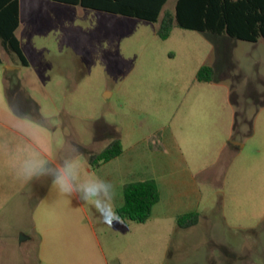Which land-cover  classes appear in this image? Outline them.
<instances>
[{
	"label": "rangeland",
	"instance_id": "374dc122",
	"mask_svg": "<svg viewBox=\"0 0 264 264\" xmlns=\"http://www.w3.org/2000/svg\"><path fill=\"white\" fill-rule=\"evenodd\" d=\"M19 1L16 35L28 64L0 45V264H37L38 235L59 226L43 216L59 212L116 233L115 253L125 251L128 264H264V38L178 25L161 38V18L176 0L156 22ZM206 63L213 78L200 81ZM116 137L125 155L92 168L90 155ZM170 155L195 177L192 203L177 211L199 213L190 227L178 225L180 214L103 223L90 203L61 197L52 183L69 160L79 183L109 181L120 169L133 173L130 181L153 179L158 158ZM29 157L45 171L25 182L17 169ZM115 196L116 208L123 195Z\"/></svg>",
	"mask_w": 264,
	"mask_h": 264
},
{
	"label": "trees",
	"instance_id": "16d2710c",
	"mask_svg": "<svg viewBox=\"0 0 264 264\" xmlns=\"http://www.w3.org/2000/svg\"><path fill=\"white\" fill-rule=\"evenodd\" d=\"M71 5L105 11L148 21H158L167 0H55ZM20 25V1L0 0V43L21 65L27 58L16 35ZM174 25L183 29L228 36L251 42L264 38V0H176L174 13L166 12L161 18L158 34L168 38ZM0 62L2 59L0 57ZM214 67L203 64L197 73L200 81H211ZM124 151L121 138H114L88 160L92 168L116 158ZM160 190L155 179L128 182L123 188L124 202L116 208L117 215L125 222H146L152 209L160 201ZM199 221V213L187 212L177 217L178 225L190 227Z\"/></svg>",
	"mask_w": 264,
	"mask_h": 264
},
{
	"label": "crops",
	"instance_id": "0c3cea01",
	"mask_svg": "<svg viewBox=\"0 0 264 264\" xmlns=\"http://www.w3.org/2000/svg\"><path fill=\"white\" fill-rule=\"evenodd\" d=\"M125 152L126 150L124 148L122 154L116 158L119 159V157L124 156ZM161 152L165 153L164 151ZM133 155H137V152L129 156L127 155V157L130 158ZM180 164L181 163L176 161L172 155L167 156V158H158L153 179L157 182L161 197L160 201L154 205L151 217L155 214L163 217H176L180 214L177 212L180 207L192 203L190 196L191 192H193L192 190H194L192 188L196 184L195 177L190 172L181 171L179 169L181 168ZM101 166L98 168H101ZM130 174L131 172L129 169H120L113 174L109 181L114 186L115 194L120 192L123 195L124 185L131 182L129 180ZM164 191L175 192L176 197L174 199H170L169 197L164 198ZM114 198L119 199V196H115ZM123 202L124 198L119 201L118 206H121ZM74 205H76V207H82V205ZM43 218L44 223H58L59 226H50L49 229L46 228L49 232L52 230V234L47 232V236L38 235L40 247L37 264H128L125 259V251L120 250L115 253L113 236L116 235V233L108 232L109 229L105 230L104 228L99 231L93 224L94 222L90 220V217L82 218L81 216L64 215L59 212L52 216H43ZM77 222L80 225H61L74 224ZM123 222L126 224L129 223ZM102 230L104 235L101 233ZM119 232L120 230L118 229L117 233ZM127 236L129 237V233Z\"/></svg>",
	"mask_w": 264,
	"mask_h": 264
},
{
	"label": "clouds",
	"instance_id": "9594fccd",
	"mask_svg": "<svg viewBox=\"0 0 264 264\" xmlns=\"http://www.w3.org/2000/svg\"><path fill=\"white\" fill-rule=\"evenodd\" d=\"M45 171L43 161L34 158L24 159L18 169V178L29 182ZM78 167L73 160L65 164L53 176L52 183L61 197L78 196L81 201L90 203L99 214L103 223H111L117 215L114 205L115 190L113 184L99 177L79 183Z\"/></svg>",
	"mask_w": 264,
	"mask_h": 264
},
{
	"label": "water",
	"instance_id": "95a60500",
	"mask_svg": "<svg viewBox=\"0 0 264 264\" xmlns=\"http://www.w3.org/2000/svg\"><path fill=\"white\" fill-rule=\"evenodd\" d=\"M11 69L13 68V66L10 67ZM23 240V238H21V241Z\"/></svg>",
	"mask_w": 264,
	"mask_h": 264
}]
</instances>
